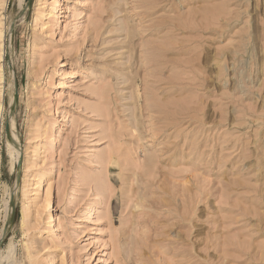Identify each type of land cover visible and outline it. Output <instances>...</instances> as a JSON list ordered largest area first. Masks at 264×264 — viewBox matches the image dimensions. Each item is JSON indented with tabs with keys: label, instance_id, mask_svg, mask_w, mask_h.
<instances>
[{
	"label": "rangeland",
	"instance_id": "obj_1",
	"mask_svg": "<svg viewBox=\"0 0 264 264\" xmlns=\"http://www.w3.org/2000/svg\"><path fill=\"white\" fill-rule=\"evenodd\" d=\"M2 234L0 264H264V0H0Z\"/></svg>",
	"mask_w": 264,
	"mask_h": 264
},
{
	"label": "water",
	"instance_id": "obj_2",
	"mask_svg": "<svg viewBox=\"0 0 264 264\" xmlns=\"http://www.w3.org/2000/svg\"><path fill=\"white\" fill-rule=\"evenodd\" d=\"M13 106L11 105L10 108H14V106L16 105V102H17V97H18V92H17V89L15 87V85H13ZM10 141H12V138L10 137ZM13 142V141H12ZM16 146L18 147V143H16ZM18 178H16V182H17ZM11 204H12V207H11V210H12V215L10 217V219L8 220V222L6 223L5 227H4V235L6 234V232L9 230V228L11 227V224H12V220H13V208H14V192H13V195H12V198H11ZM2 234V237L0 240H2L4 238V235Z\"/></svg>",
	"mask_w": 264,
	"mask_h": 264
},
{
	"label": "bare ground",
	"instance_id": "obj_3",
	"mask_svg": "<svg viewBox=\"0 0 264 264\" xmlns=\"http://www.w3.org/2000/svg\"><path fill=\"white\" fill-rule=\"evenodd\" d=\"M58 2V1H57ZM60 3V2H59ZM58 6V8L60 7L59 5H57ZM5 132H6V135H7V137H8V139H10L9 138V135H10V131H9V125H8V123L6 124V126H5ZM12 195H13V193L11 194V197H10V202H9V207H10V209H11V207H12V204H11V198H12ZM8 255V254H7ZM6 255V257L5 258H7V259H9L10 258V255H8L7 256ZM53 262V261H52ZM51 264H53V263H51Z\"/></svg>",
	"mask_w": 264,
	"mask_h": 264
}]
</instances>
